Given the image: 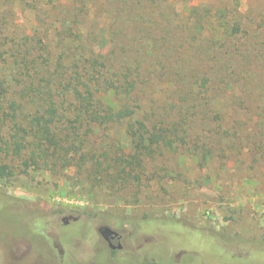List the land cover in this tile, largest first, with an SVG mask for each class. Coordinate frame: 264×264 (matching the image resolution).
I'll return each mask as SVG.
<instances>
[{
  "label": "trees",
  "instance_id": "1",
  "mask_svg": "<svg viewBox=\"0 0 264 264\" xmlns=\"http://www.w3.org/2000/svg\"><path fill=\"white\" fill-rule=\"evenodd\" d=\"M178 3L0 0L1 154L51 173L102 166L109 153L85 137L126 122L137 164L113 161L119 179L139 180L147 158L177 146L206 158L203 134L239 124L241 109H264L249 89L264 42L231 44L240 20L199 5L184 15ZM14 174L0 164V178Z\"/></svg>",
  "mask_w": 264,
  "mask_h": 264
},
{
  "label": "rangeland",
  "instance_id": "2",
  "mask_svg": "<svg viewBox=\"0 0 264 264\" xmlns=\"http://www.w3.org/2000/svg\"><path fill=\"white\" fill-rule=\"evenodd\" d=\"M198 5L242 22L231 44L264 42V0H179L178 9ZM251 67L250 101L264 104V62ZM239 111V124L203 134L212 155L164 149L138 167L139 180L119 179L113 161L119 154L137 164L126 122L85 137L109 153L102 166L51 173L0 152V164L15 168L0 178V264H264V109ZM100 225L122 232L123 249L111 254L96 238Z\"/></svg>",
  "mask_w": 264,
  "mask_h": 264
},
{
  "label": "flooded vegetation",
  "instance_id": "3",
  "mask_svg": "<svg viewBox=\"0 0 264 264\" xmlns=\"http://www.w3.org/2000/svg\"><path fill=\"white\" fill-rule=\"evenodd\" d=\"M72 218L73 219H78L79 217L78 216H73ZM63 222L65 224H68L69 223V217H67V216L64 217L63 218ZM102 227H106V228L109 227V228H111L112 230H114L117 233L109 234L108 235V238H106L104 236V234H103V231H101V228ZM96 231H97V233L99 235V237L96 236V238L97 239H101L102 241L104 240V242L107 244V246H108L111 254H116V252L118 250L123 249V242H122L123 241V234H122L121 231H119L118 229H116L114 227H111L109 225H100V226H98V228L96 229ZM68 232L69 231H67L65 234L67 235ZM77 232H78V230L76 232H73L72 234L75 235ZM95 256H96V253L94 255V258H92V261L96 259Z\"/></svg>",
  "mask_w": 264,
  "mask_h": 264
},
{
  "label": "water",
  "instance_id": "4",
  "mask_svg": "<svg viewBox=\"0 0 264 264\" xmlns=\"http://www.w3.org/2000/svg\"><path fill=\"white\" fill-rule=\"evenodd\" d=\"M101 231H103V234H104V236L106 237V238H108V235L109 234H113V233H117V232H115L114 230H112L111 228H106V227H102L101 228Z\"/></svg>",
  "mask_w": 264,
  "mask_h": 264
}]
</instances>
